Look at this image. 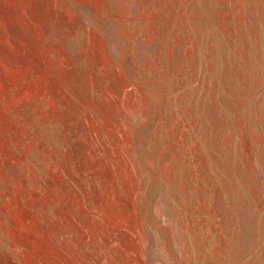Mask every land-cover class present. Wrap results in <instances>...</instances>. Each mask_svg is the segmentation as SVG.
Wrapping results in <instances>:
<instances>
[{"label":"rangeland","instance_id":"1","mask_svg":"<svg viewBox=\"0 0 264 264\" xmlns=\"http://www.w3.org/2000/svg\"><path fill=\"white\" fill-rule=\"evenodd\" d=\"M0 264H264V0H0Z\"/></svg>","mask_w":264,"mask_h":264}]
</instances>
